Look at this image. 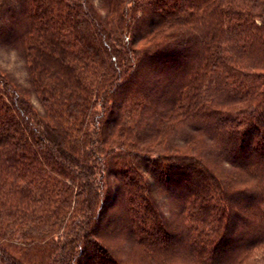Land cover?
<instances>
[{
    "label": "trees",
    "instance_id": "trees-1",
    "mask_svg": "<svg viewBox=\"0 0 264 264\" xmlns=\"http://www.w3.org/2000/svg\"><path fill=\"white\" fill-rule=\"evenodd\" d=\"M19 4L0 0L26 81L0 67V264H257L264 0Z\"/></svg>",
    "mask_w": 264,
    "mask_h": 264
},
{
    "label": "rangeland",
    "instance_id": "rangeland-1",
    "mask_svg": "<svg viewBox=\"0 0 264 264\" xmlns=\"http://www.w3.org/2000/svg\"><path fill=\"white\" fill-rule=\"evenodd\" d=\"M20 1L21 0H6L11 5V8L13 9V12L17 14L18 9L20 8ZM13 12L9 11L8 13H5L4 15L6 16H11L13 15ZM2 20V19H1ZM1 43V42H0ZM0 67L5 69L11 76L14 78L18 79L20 82L25 83L24 79V69L21 61V57L18 55L16 48L12 46L10 43H5V44H0ZM33 101L35 102V99L32 98ZM109 182V188H108V193H110V200L111 198L113 199L114 193H115V188L113 184V176H110L108 179ZM158 200L159 202H162L161 204L163 205V211H165V214L169 215L170 211V201L167 200V198H162L161 195H158ZM109 200V201H110ZM110 211L109 213H111ZM107 214V219H108ZM240 237V233H235L234 235H230L228 240L226 241V244L220 248V251H225L224 253H230V249L232 248V245H234L235 242L238 238ZM184 252V248H181L179 252ZM234 253V252H233ZM249 262H254L257 264H264V248H257L256 250L252 251L250 254L247 255V258L245 259V263Z\"/></svg>",
    "mask_w": 264,
    "mask_h": 264
}]
</instances>
